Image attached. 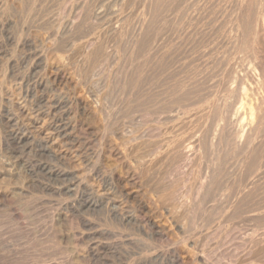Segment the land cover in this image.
<instances>
[{"label": "rangeland", "instance_id": "rangeland-1", "mask_svg": "<svg viewBox=\"0 0 264 264\" xmlns=\"http://www.w3.org/2000/svg\"><path fill=\"white\" fill-rule=\"evenodd\" d=\"M155 1L0 0V264H264V0Z\"/></svg>", "mask_w": 264, "mask_h": 264}, {"label": "bare ground", "instance_id": "bare-ground-1", "mask_svg": "<svg viewBox=\"0 0 264 264\" xmlns=\"http://www.w3.org/2000/svg\"><path fill=\"white\" fill-rule=\"evenodd\" d=\"M155 1V0H154ZM161 1V0H160ZM176 1H178V0H176ZM151 2V1H150ZM156 2V1H155ZM159 2V1H158ZM158 2H156L157 4H159ZM163 2H165V1H163ZM179 2V1H178ZM190 2H192V1H190ZM253 2V1H252ZM255 2H256V0H255ZM258 2V1H257ZM147 3V2H146ZM263 3V2H262ZM132 4V3H131ZM153 6L155 7V3L153 2ZM156 4V5H157ZM164 4V3H163ZM177 4V3H176ZM194 4V3H193ZM248 4V3H247ZM250 4H252V3H250ZM161 5H162V1H161ZM173 5V4H172ZM254 5H256V4H254ZM124 6V5H123ZM164 6V5H163ZM163 6H161V8L163 7ZM242 6V5H241ZM249 6V5H248ZM260 6V5H259ZM151 7H152V5H151ZM156 7H158V6H156ZM251 7V6H250ZM160 8V7H159ZM257 8V7H256ZM149 9H151V8H149ZM154 9V8H153ZM255 9V8H254ZM187 10H189V9H187ZM194 10V9H193ZM246 10V9H245ZM247 10H248V8H247ZM253 10V9H252ZM151 11L152 10H150L149 12L151 13ZM156 11V9L154 10V12ZM161 11V10H160ZM163 11V10H162ZM200 11V10H199ZM157 12V11H156ZM155 12V13H156ZM236 12V11H235ZM122 13V12H121ZM150 13H148L149 15H150ZM158 13V12H157ZM163 14V13H162ZM178 14V13H177ZM245 13H243V15H244ZM156 15V14H155ZM158 15V14H157ZM156 15V16H157ZM236 15V14H235ZM240 15V14H239ZM250 15V14H249ZM151 16H154V13H153V15L151 14ZM151 16H149V17H151ZM156 16H155V18H156ZM163 17V16H162ZM177 17V16H176ZM188 17V16H187ZM197 17V16H196ZM239 17V16H238ZM257 17V16H256ZM144 18V17H143ZM174 18V17H173ZM246 17H244V19H245ZM126 19V18H125ZM146 19V18H145ZM152 20H153V18H151ZM150 18H149V20L148 21H150L151 20ZM194 19V18H193ZM197 19V18H196ZM235 19V18H234ZM243 19V20H244ZM131 20V19H130ZM190 20V19H189ZM249 20V19H248ZM128 21V20H127ZM138 21V20H137ZM148 21H147V23H148ZM240 21V20H239ZM254 21V20H253ZM146 22V21H145ZM243 22V21H242ZM144 23V22H143ZM146 23V24H147ZM251 23V22H250ZM119 24V23H118ZM124 24V23H123ZM145 24V25H146ZM149 24H150V22H149ZM239 24H241V23H239ZM248 24V23H247ZM253 24V23H252ZM153 24H151V26H152ZM202 25V24H201ZM140 26V25H139ZM151 26H148V27H150L151 28ZM146 28V30H147V26H145ZM193 27V26H192ZM150 28H148V29H150ZM155 28V27H154ZM154 28H152V29H154ZM198 28V27H197ZM151 29V30H152ZM245 29V28H244ZM138 30V29H137ZM145 30V31H146ZM112 31V30H111ZM129 31V30H128ZM141 31H142V28H141ZM144 31V34L146 33V32H148V31H146L145 32ZM153 31V30H152ZM206 31V30H205ZM224 31V30H223ZM252 31V30H251ZM141 33V32H140ZM199 33V32H198ZM252 33V32H251ZM111 34V33H110ZM109 34V35H110ZM116 34V33H115ZM120 34V33H119ZM123 34V33H122ZM147 34V33H146ZM149 34V33H148ZM243 34V33H242ZM87 35V34H86ZM113 35V34H112ZM125 35V34H124ZM192 35V34H191ZM207 35H209V33L207 34ZM253 35V34H252ZM119 36V35H118ZM145 36V35H144ZM151 36V35H150ZM149 36V37H150ZM188 36V35H187ZM124 37V36H123ZM147 37V36H146ZM153 37V36H152ZM204 37V36H203ZM103 38V37H102ZM110 38V37H109ZM144 38V37H143ZM178 38V37H177ZM238 38V37H237ZM251 38V37H250ZM112 39V38H111ZM115 39V38H114ZM150 39V38H149ZM202 39V38H201ZM246 39V38H245ZM88 40V39H87ZM135 40H137V39H135ZM145 39H143V41H144ZM238 40V39H237ZM248 40V39H247ZM139 41V40H138ZM142 41V40H141ZM148 41V40H147ZM154 41V40H153ZM184 41V40H183ZM244 41V40H243ZM198 42V41H197ZM101 43V42H100ZM112 43V42H111ZM160 43V42H159ZM113 44V43H112ZM144 44V43H143ZM158 44V43H157ZM179 44V43H178ZM198 44V43H197ZM203 44V43H202ZM106 45V44H105ZM138 45V44H137ZM154 45V44H153ZM184 45V44H183ZM191 45V44H190ZM259 45V44H258ZM150 46H152V45H150ZM176 46V45H175ZM239 46V45H238ZM260 46V45H259ZM91 47V46H90ZM155 47V46H154ZM177 47V46H176ZM242 47V46H241ZM261 47V46H260ZM100 48V47H99ZM176 49V48H175ZM184 49V48H183ZM196 49V48H195ZM149 50V49H148ZM190 50V49H189ZM83 51V50H82ZM103 51V50H102ZM101 51V52H102ZM168 51V50H167ZM201 51V50H200ZM178 52H180V51H178ZM193 52V51H192ZM195 52V51H194ZM103 53V52H102ZM135 53V52H134ZM152 54V53H151ZM200 54V53H199ZM107 55V54H106ZM139 55V54H138ZM190 55V54H189ZM89 56V55H88ZM173 56V55H172ZM194 56V55H193ZM177 58V57H176ZM180 58V57H179ZM261 58V57H260ZM94 59V58H93ZM103 60V59H102ZM179 60V59H178ZM93 61V60H92ZM150 61V60H149ZM168 61V60H167ZM188 61V60H187ZM258 61V60H257ZM164 62V61H163ZM259 62V61H258ZM88 63V62H87ZM129 63V62H128ZM133 63V62H132ZM143 63V62H142ZM80 64V63H79ZM115 64V63H114ZM135 64V63H134ZM144 64H145V62H144ZM206 64V63H205ZM82 65V64H81ZM90 66V65H89ZM135 66V65H134ZM174 66H176V65H174ZM173 66V67H174ZM201 66H203V64L201 65ZM149 67V66H148ZM178 67V66H177ZM195 67V66H194ZM208 67V66H207ZM152 68V67H151ZM171 68H172V66H171ZM201 68V67H200ZM83 69V68H82ZM95 69V68H94ZM121 69V68H120ZM140 69H142V68H140ZM139 69V70H140ZM193 69V68H192ZM206 69V68H205ZM81 70V69H80ZM124 70V69H123ZM166 70H168V69H166ZM165 70V71H166ZM207 70V69H206ZM210 70V69H209ZM264 70V69H263ZM94 71V70H93ZM131 71V70H130ZM177 71V70H176ZM141 73H143L142 71H140ZM197 72V71H196ZM137 73V72H136ZM159 73V72H158ZM185 73V72H184ZM264 73V72H263ZM204 74V73H203ZM155 75V74H154ZM192 75V74H191ZM195 75V74H194ZM260 75V74H259ZM148 76V75H147ZM150 76V75H149ZM186 76V75H185ZM227 76V75H226ZM230 76V75H229ZM257 76V75H256ZM255 76V77H256ZM140 77V76H139ZM167 77H169V76H167ZM166 77V78H167ZM207 77V76H206ZM144 78V77H143ZM192 78V77H191ZM190 78V79H191ZM242 79H243V77H241ZM83 79V78H82ZM125 79V78H124ZM237 79V78H236ZM238 80V79H237ZM256 80H260V78L257 76L256 77ZM184 81V80H183ZM242 81V80H241ZM95 82V81H94ZM144 82V81H143ZM194 82V81H193ZM123 83V82H122ZM252 83V82H251ZM183 84V83H182ZM207 84V83H206ZM120 85V84H119ZM128 85V84H127ZM255 85V84H254ZM130 86V85H129ZM128 86V87H129ZM155 86V85H154ZM186 86V85H185ZM123 87V86H122ZM161 87V86H160ZM120 88H121V86H120ZM186 88V87H185ZM164 89V88H163ZM126 90V89H125ZM169 90V89H168ZM183 90V89H182ZM177 91V90H176ZM190 91V90H189ZM200 91V90H199ZM164 92V91H163ZM144 93V92H143ZM153 93V92H152ZM151 93V94H152ZM171 95V94H170ZM169 95V96H170ZM168 96V97H169ZM251 96V95H250ZM187 97V96H186ZM189 97V96H188ZM157 98V97H156ZM161 98V97H160ZM159 99V98H158ZM130 100V99H129ZM204 100H206V99H204ZM169 101V100H168ZM154 102V101H153ZM212 102V101H211ZM139 103V102H138ZM127 104V103H126ZM170 104V103H169ZM168 104V105H169ZM165 105V104H164ZM207 105V104H206ZM144 106V105H143ZM259 106V105H258ZM201 107V106H200ZM206 107V106H205ZM225 107V106H224ZM243 108V107H242ZM260 108V107H259ZM170 109V108H169ZM196 109V108H195ZM215 109V108H214ZM264 109V108H263ZM163 110H164V108H163ZM127 111V110H126ZM166 111V110H165ZM202 111V110H201ZM242 111V110H241ZM144 112V111H143ZM259 113V112H258ZM116 114V113H115ZM205 115V114H204ZM155 116V115H154ZM199 116V115H198ZM190 117V116H189ZM252 118V117H251ZM198 119H199V117H198ZM207 119V118H206ZM116 120V119H115ZM166 120V119H165ZM185 120V119H184ZM256 120V119H255ZM160 121V120H159ZM172 121H173V119H172ZM167 122V121H166ZM253 122V121H252ZM262 122V121H261ZM119 124V123H118ZM214 124V123H213ZM112 125V124H111ZM153 125V124H152ZM167 125V124H166ZM205 125V124H204ZM236 125V124H235ZM156 126V125H155ZM173 126V125H172ZM224 126H226V125H224ZM257 126H259V125H257ZM256 126V127H257ZM110 127V126H109ZM124 127V126H123ZM167 127V126H166ZM256 127L254 126V128L255 129H253L252 128V130L254 131H256L257 129H256ZM158 128V127H157ZM223 128V127H222ZM258 128V127H257ZM199 130V129H198ZM240 130V129H239ZM254 131V132H255ZM117 132V131H116ZM148 132H149V130H148ZM164 132V131H163ZM162 132V133H163ZM173 132V131H172ZM204 132V131H203ZM128 133V132H127ZM154 133V132H153ZM206 133V132H205ZM135 134V133H134ZM133 134V131H132V133H131V135H134ZM237 132H235L234 134H233V136L234 137H237ZM129 135V134H128ZM249 135V134H248ZM123 136H125V135H123ZM122 136V139L123 138H125V137H123ZM201 136V135H200ZM251 136V135H250ZM142 137V136H141ZM168 137V136H167ZM127 138V137H126ZM198 138V137H197ZM247 138H249L248 136H247ZM256 138V137H255ZM135 139V138H134ZM168 139V138H167ZM220 139V138H219ZM230 139V138H229ZM250 139V138H249ZM113 140V139H112ZM124 140V139H123ZM130 140V139H129ZM151 140V139H150ZM182 140V139H181ZM216 140V139H215ZM222 140V139H221ZM244 140V139H243ZM125 142H127L126 140H124ZM123 141V142H124ZM132 141H134V140H132L131 139V141L130 142H132ZM193 141L195 142V140L193 139ZM193 141H191V142H189V144L188 145H186L185 144V146H182V144H184L183 142H181V141H179L177 144H175V146H174V144H173V146L174 147H172V153H174V154H172V155H175L176 156V159H177V161L178 162H180V161H184L185 159H188V157L187 156H189L188 155V151H190V150H192L193 149V144H194V142ZM209 141V140H208ZM122 142V143H123ZM130 142H128V143H125V145L126 144H130ZM187 142V141H186ZM217 142V141H216ZM221 142V141H220ZM242 142V141H241ZM257 142V141H256ZM153 143V142H152ZM176 143V142H175ZM201 143V142H200ZM258 143H260V142H258ZM262 143V142H261ZM124 144V143H123ZM172 144V143H171ZM240 144H242V143H240ZM244 144V143H243ZM251 144V143H250ZM257 144V143H256ZM239 145V144H238ZM252 145V144H251ZM127 146V145H126ZM125 146V147H126ZM132 146V145H131ZM257 146V145H256ZM115 147V146H114ZM212 147H213V145H212ZM168 148V147H167ZM222 148V147H221ZM241 148H242V145H241ZM248 148V147H247ZM264 148V147H263ZM162 149V148H161ZM235 149V148H234ZM250 149H252V147L250 148ZM221 150V149H220ZM241 150V149H240ZM239 150V151H240ZM254 150H255V147H254ZM254 150H253V152H254ZM111 151V150H110ZM257 151V150H256ZM259 151V150H258ZM129 152H131V149H129ZM168 152V151H167ZM261 152V151H260ZM116 153V152H115ZM119 153V152H118ZM132 153V152H131ZM137 153V152H136ZM135 153V154H136ZM162 153V152H161ZM166 153V152H165ZM165 153H163V154H165ZM169 153H171V152H169ZM190 153H191V151H190ZM221 153V152H220ZM239 153V152H238ZM129 154V153H128ZM127 154V155H128ZM153 154V153H152ZM159 154V153H158ZM261 154V153H260ZM118 155V154H117ZM144 155V154H143ZM149 155V154H148ZM161 155V154H160ZM171 155V154H170ZM241 155V154H240ZM239 155V156H240ZM252 155H254L253 153H252ZM121 156V155H120ZM153 156H155V155H153ZM169 156V155H168ZM249 156V155H248ZM129 157V156H128ZM131 157V156H130ZM164 157V156H163ZM166 157H167V155H166ZM187 157V158H186ZM260 157V156H259ZM263 157V156H262ZM114 158V157H113ZM144 158V157H143ZM152 158V157H151ZM151 158H149L150 160H151ZM124 159V158H123ZM122 159V160H123ZM153 159V158H152ZM191 159V158H190ZM243 159V158H242ZM175 160V159H174ZM246 160V159H245ZM260 160V159H259ZM121 161V160H120ZM138 161V160H137ZM149 161V160H148ZM176 161V160H175ZM250 161H253V160H250ZM262 161V160H261ZM118 162V161H117ZM123 162V161H122ZM139 162V161H138ZM146 162V161H145ZM154 162V161H153ZM169 162V161H168ZM237 162V161H236ZM256 162H258V161H256ZM121 163V162H120ZM144 163V162H143ZM155 163V162H154ZM239 163V162H238ZM250 163V162H249ZM264 163V162H263ZM123 164V163H122ZM178 164V163H177ZM222 164V163H221ZM254 164H256L255 162H254ZM143 165V164H142ZM147 165H149V164H147ZM151 165V164H150ZM154 165V164H153ZM250 165V164H249ZM215 166H217V165H215ZM242 166V165H241ZM257 166V169H258V167H259V164H257L256 165ZM256 166L254 167V168H256ZM123 167V166H122ZM140 167V166H139ZM138 166H137V168H139ZM145 168H147V170L149 169L148 167H146V166H144ZM173 167V166H172ZM243 167V166H242ZM264 167V166H263ZM136 168V169H137ZM142 168V167H141ZM151 168H152V166H151ZM179 168V167H178ZM243 168H245V167H243ZM247 168V167H246ZM124 169V168H123ZM159 169V168H158ZM220 169V168H219ZM153 170V169H152ZM156 170V169H155ZM243 170V169H242ZM252 170H253V168H252ZM139 171V170H138ZM161 171V170H160ZM219 171V170H218ZM244 171V170H243ZM250 171V170H249ZM248 171V172H249ZM255 171V170H254ZM116 172H118V170L116 171ZM237 173V172H236ZM241 173V172H240ZM240 173H238L239 175H240ZM245 173V172H244ZM254 173V172H253ZM112 174V173H111ZM144 174V173H143ZM242 174V173H241ZM246 174V173H245ZM249 174V173H248ZM252 174V173H251ZM167 175V174H166ZM183 175V174H182ZM233 175V174H232ZM257 175V174H256ZM260 174H258V176H259ZM264 175V174H263ZM121 176V175H120ZM114 177V176H113ZM166 177V176H165ZM239 177V176H238ZM240 177H241V175H240ZM248 177V176H247ZM251 177V176H250ZM118 178V177H117ZM188 178V177H187ZM257 178H261V177H257L256 176V178L252 181V183H250V184H252V186H251V189H252V191L251 192H253L254 193V196L253 197H255L254 198V201H253V197H252V200L251 201H253L254 203L253 204H251L250 202L251 201H249V203L251 204L250 206V211H254V212H256L257 214H262V215H264V198L263 199H261L262 197V194L264 193V191H260V183H259V179H257ZM264 178V177H263ZM110 179V178H109ZM159 179V178H158ZM218 179V178H217ZM240 179V178H239ZM242 179V178H241ZM220 180V179H219ZM236 180V179H235ZM264 180V179H263ZM145 181V180H144ZM200 181V180H199ZM226 181V180H225ZM261 181V180H260ZM139 182V181H138ZM157 182V181H156ZM167 182V181H166ZM236 182V181H235ZM110 183V182H109ZM146 183V182H145ZM213 183V182H212ZM245 183V182H244ZM112 184V183H111ZM153 184V183H152ZM236 184V183H235ZM116 185V184H115ZM136 185V184H135ZM201 185V184H200ZM209 185V184H208ZM113 186H114V184H113ZM125 186V185H124ZM129 186V185H128ZM151 186V185H150ZM244 186V185H243ZM246 186H247V184H246ZM250 186V185H249ZM249 186H247V188L249 187ZM118 187V186H117ZM122 187V186H121ZM143 187V186H142ZM168 187V186H167ZM170 187V186H169ZM172 187V186H171ZM177 187V186H176ZM198 187V186H197ZM207 187V186H206ZM241 187V186H240ZM245 187V186H244ZM129 188V187H128ZM201 188V187H200ZM262 188H264V187H262ZM168 189V190H167ZM180 189V188H179ZM179 189L178 188H173V189H169V188H166L165 190V193H163V197H162V199H163V201H164V198H165V204L167 203H170L171 204V202H172V204L174 203V201H177L178 199H179V197H180V193H181V191H179ZM204 189V188H203ZM238 189H239V187H238ZM243 189V188H242ZM117 190V189H116ZM262 190V189H261ZM123 191V190H122ZM246 190H243L242 192L244 193ZM116 192V191H115ZM155 192V191H154ZM161 192V191H160ZM208 192V191H207ZM240 192V191H239ZM247 192H248V189H247ZM211 193V192H210ZM241 193V192H240ZM242 193V194H243ZM260 193H262V194H260ZM121 194V193H120ZM129 194V193H128ZM182 194V193H181ZM237 194H238V192H237ZM245 194H248V193H245ZM211 195V194H210ZM234 195V194H233ZM233 195H231V196H233ZM239 195V194H238ZM253 195V194H252ZM242 197H246V195H241ZM240 197V196H239ZM248 197V196H247ZM246 197V198H247ZM249 197H250V194H249ZM123 198V197H122ZM203 198H205V196H203ZM157 199V198H156ZM250 198H248V200H249ZM232 200V199H231ZM246 199L244 198H241V199H239V201L236 203L237 205H236V207L235 208H237V210L238 211H240V214H241V212L243 213V211H245L246 210V208H245V205H247L246 204V201H245ZM122 201V200H121ZM163 202V203H164ZM231 203V202H230ZM122 204V203H121ZM171 204V205H172ZM180 205V204H179ZM118 206V205H117ZM121 206V205H120ZM163 206V205H162ZM164 207V206H163ZM172 208V207H171ZM229 208V207H228ZM234 208V207H233ZM118 209V208H117ZM164 209H165V211H168L169 212V208L166 206V207H164ZM225 209V208H224ZM171 210V209H170ZM173 210V209H172ZM234 210H236V209H234ZM164 211V212H165ZM232 211V210H231ZM172 212V211H171ZM222 212V211H221ZM236 212V211H235ZM248 212H249V209H248ZM253 212V213H254ZM120 213V212H119ZM134 213V212H133ZM136 213V212H135ZM239 213V212H238ZM255 213V214H256ZM165 214V213H164ZM169 214H170V212H169ZM174 214V213H173ZM223 214V213H222ZM249 214H252V213H250L249 212ZM232 215V214H231ZM244 215V214H243ZM258 215V216H259ZM170 216V215H169ZM175 216V215H174ZM237 216V215H236ZM253 216V215H252ZM251 216V217H252ZM123 217V216H122ZM224 217V216H223ZM242 217V216H241ZM244 217V216H243ZM242 217V218H243ZM247 217H248V215H247ZM250 217V218H251ZM259 217H261L262 218V216H259ZM258 217V218H259ZM3 218V217H2ZM249 218V219H250ZM253 218V217H252ZM261 218H259L260 220H261ZM180 219V218H179ZM185 219V218H184ZM239 219V218H238ZM243 219H245V217L243 218ZM247 219V218H246ZM263 219V218H262ZM190 220V219H189ZM252 219H250L249 220V222L251 221ZM256 220H258V219H256ZM264 220V219H263ZM3 221V220H2ZM171 221V220H170ZM169 221V222H170ZM185 221V220H184ZM239 221H242V219L240 220L239 219ZM247 221V220H246ZM178 222V221H177ZM189 222V221H188ZM245 222V221H244ZM252 222H255L254 220L252 221ZM251 222V223H252ZM257 222V221H256ZM258 222H260V221H258ZM262 222V221H261ZM154 223V222H153ZM250 223V224H251ZM264 223V222H263ZM174 224V223H173ZM187 224V223H186ZM253 224V223H252ZM258 225H260V224H262V223H257ZM0 225H1V223H0ZM14 225V224H13ZM182 225V224H181ZM180 225V223H179V228L180 229H182V226ZM254 225H256L255 223H254ZM254 225H252V227L254 226ZM251 226V225H250ZM262 226V225H261ZM176 227V226H175ZM191 227V226H190ZM224 227H225V225H224ZM244 227H246V225L244 226ZM256 227H257V225H256ZM255 227V228H256ZM263 227H264V225H263ZM14 228V227H13ZM183 228H185V227H183ZM243 228V227H242ZM255 228H248V230L247 229H245V231H243V232H241V233H239L240 235H239V237H238V239H239V241H238V245H239V248H241L240 250H241V252L242 251H244V252H246L247 251V253L248 254H253V253H255V252H257V256H258V253L259 252H262L261 254L263 255L264 254V228H262V227H260V228H262V230L261 231H259V226L257 227L258 229H255ZM159 229V228H158ZM157 229V230H158ZM186 229V228H185ZM222 229V228H221ZM241 229V228H240ZM183 230V229H182ZM181 230V231H182ZM191 230V229H190ZM224 230V229H223ZM243 230V229H242ZM231 231V230H230ZM8 232V231H7ZM186 233V232H185ZM179 234V233H178ZM224 234V233H223ZM193 236V235H192ZM188 237V236H187ZM186 237V238H187ZM194 237V236H193ZM10 238V237H9ZM184 238V237H183ZM12 239V238H11ZM11 239H10V241H11ZM181 239V238H180ZM188 239V238H187ZM186 239V240H187ZM198 239V238H197ZM234 239V238H233ZM30 240V239H29ZM182 240V239H181ZM189 240V239H188ZM193 240V239H192ZM7 241V240H6ZM184 241V240H183ZM189 241H191V240H189ZM196 241V240H195ZM198 241V240H197ZM201 241V240H200ZM235 241V240H234ZM9 242V241H8ZM7 242V243H8ZM28 242V241H27ZM187 242V241H186ZM6 243V242H5ZM13 243H15V242H13ZM23 243V242H22ZM195 242H193L192 241V243L191 244H189V245H191L190 246V248L191 249H193L194 251L195 250H197L198 251V248H199V246H197L196 244H198V243H196L195 245L198 247L197 249H196V247H195ZM200 243V242H199ZM2 244V243H1ZM182 244V243H181ZM203 244V243H202ZM221 244V243H220ZM228 244V243H227ZM3 245V244H2ZM32 244L30 243V246H31ZM186 245H188V244H186ZM199 245V244H198ZM188 247V246H187ZM186 247V249H188L187 251H189V249L190 248H187ZM202 247V246H201ZM35 248V247H34ZM181 248H183V247H181ZM7 249V248H6ZM38 249V248H37ZM183 250H184V248H183ZM192 250V252L193 253H195L194 255L197 257H199V258H201V260L203 261L202 263L204 264V263H206V259H204V255H203V253L201 252L200 253V251L199 252H197V251H193ZM200 250V249H199ZM14 251V250H13ZM28 251V250H27ZM7 252V251H6ZM206 252V251H205ZM33 253V252H32ZM29 254H31V253H29ZM37 254V253H36ZM35 254V255H36ZM190 254H192L191 252H190ZM256 254V253H255ZM261 254L259 255V256H261ZM17 255V254H16ZM32 255V254H31ZM48 255V254H47ZM223 255V254H222ZM29 256V255H28ZM40 256V255H39ZM46 256V255H45ZM179 256L180 255H178V253L175 255V257L178 259L179 258ZM192 256V255H191ZM252 256H254V254L252 255ZM256 256V255H255ZM36 257V256H35ZM213 257V256H212ZM12 258V257H11ZM188 258V257H187ZM195 258V257H194ZM193 258V256H192V259H194ZM231 258V257H230ZM257 258V257H256ZM15 259V258H14ZM191 259V258H190ZM189 259V260H190ZM197 259V258H196ZM36 260V259H35ZM42 260V259H41ZM200 260V261H201ZM204 260H205V262H204ZM261 260V259H260ZM14 261V260H13ZM259 262V261H258ZM9 263V262H8ZM39 263V262H38ZM217 264V263H216ZM255 264V263H254Z\"/></svg>", "mask_w": 264, "mask_h": 264}]
</instances>
